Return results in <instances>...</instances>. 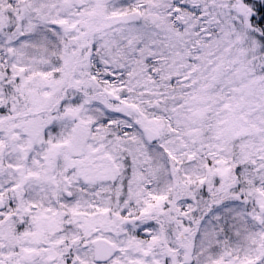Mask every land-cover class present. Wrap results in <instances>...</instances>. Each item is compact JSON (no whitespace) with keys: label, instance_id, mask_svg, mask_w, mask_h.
I'll use <instances>...</instances> for the list:
<instances>
[{"label":"snow or ice","instance_id":"obj_1","mask_svg":"<svg viewBox=\"0 0 264 264\" xmlns=\"http://www.w3.org/2000/svg\"><path fill=\"white\" fill-rule=\"evenodd\" d=\"M0 264H264V0H0Z\"/></svg>","mask_w":264,"mask_h":264}]
</instances>
